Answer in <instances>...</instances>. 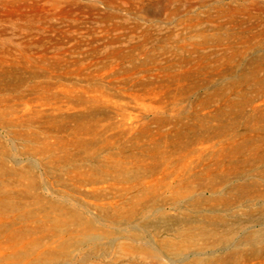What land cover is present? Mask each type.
Segmentation results:
<instances>
[{
  "label": "rangeland",
  "instance_id": "obj_1",
  "mask_svg": "<svg viewBox=\"0 0 264 264\" xmlns=\"http://www.w3.org/2000/svg\"><path fill=\"white\" fill-rule=\"evenodd\" d=\"M0 264H264V0H0Z\"/></svg>",
  "mask_w": 264,
  "mask_h": 264
}]
</instances>
